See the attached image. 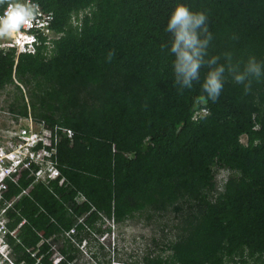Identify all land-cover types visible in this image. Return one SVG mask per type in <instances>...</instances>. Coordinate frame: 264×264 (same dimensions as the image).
<instances>
[{
	"label": "trees",
	"instance_id": "obj_1",
	"mask_svg": "<svg viewBox=\"0 0 264 264\" xmlns=\"http://www.w3.org/2000/svg\"><path fill=\"white\" fill-rule=\"evenodd\" d=\"M31 1L39 5L36 18L51 20L54 46L19 55L0 46L3 110L32 112L74 135L58 146L66 184L52 185L60 197L44 184L24 193L29 169L17 182L7 179L5 197L20 195L7 226L26 220L16 239L8 235L15 261L54 264L60 253L59 264H68L82 258L85 240L87 259L104 264L102 233L145 215L163 236L178 223L180 230L160 253L147 248L140 259L131 252V264H264V77L245 91L226 72L220 97L201 102L204 66L200 81L179 91L174 57L162 47L171 42L165 25L178 0ZM182 2L208 15L209 56L223 62L230 54L241 69L249 57L264 61V0ZM223 169L229 174L221 185ZM79 192L87 200L70 205ZM106 219L113 221L103 229ZM108 249L116 258V247Z\"/></svg>",
	"mask_w": 264,
	"mask_h": 264
},
{
	"label": "clouds",
	"instance_id": "obj_2",
	"mask_svg": "<svg viewBox=\"0 0 264 264\" xmlns=\"http://www.w3.org/2000/svg\"><path fill=\"white\" fill-rule=\"evenodd\" d=\"M34 3L38 5L37 2H32L31 0H0V5L6 4V7H4L3 11L0 12V37H12L15 33H17V35L13 37L15 39L19 36L18 39L14 41V44L9 46L16 48L17 55L26 51L34 52L36 47L40 46L41 44L48 46L49 49L53 48L54 46L52 43L54 34L51 29V20L49 21L47 17L40 18L44 23L43 28H26L31 25L32 20L39 10V5L37 8ZM165 31L171 34V42L170 44L162 45V47H167L169 52L174 57L172 61V72L174 75V84L177 86L179 91H183L186 88H192L197 81H200L201 69L204 66H208L207 73L204 75L203 80L200 81L202 94L199 97V100L201 102H215L220 97L225 84L226 72L231 74V77L235 83L244 85L245 91H248L252 78L259 79L264 77V61H258L254 57H249L244 67L241 69L238 65L231 63L230 54L224 55L223 62H221V57L218 55L209 56L208 49L213 39V33L210 31L208 15L204 11L193 10L189 5L183 3L182 0H178V2L175 4V7L169 14L167 23L165 25ZM41 37L46 39L43 41ZM29 109L31 110L30 106ZM15 115V120L10 126L7 128H0L1 137H3V134L16 135L22 128L31 131V133L37 134L40 138H45L47 134L51 133L50 145H48V149L54 152L56 160L57 154L59 153L58 146L60 145L62 139L65 136L71 140L73 139L74 131L72 129L60 124H55L54 127H51L46 123L45 120L35 118L32 112H30L28 116H21L18 114ZM197 115L198 111L196 112L195 117H197ZM0 142H2V139ZM38 142L42 141L39 140ZM34 150H40L39 146H35ZM57 167L60 171V174L57 176V178H48V181L36 182L35 175H32L33 179L31 183L24 190L29 193V191H31L37 185L44 184L48 187L50 192H53L60 197L61 194L54 191L55 187L52 185V181L57 180V185L61 187L66 184V178L64 175H62L58 163ZM72 198L73 202L70 205H75V203L82 204L85 202V200H87L86 196L80 192ZM94 210H96V207L92 205V209L89 211L88 218H91L92 211ZM99 214H101V212H99ZM7 215L10 218L6 223L10 225V220H13V218L8 210ZM85 217L86 216L79 218L80 221H84ZM111 221H113V219H106L104 225H110L109 222ZM20 223L21 222L18 223V227H21L25 222L21 225ZM111 227L112 228L110 230H106L104 233H102L100 239L102 242L107 243V240L111 238L112 244L117 242L116 246L119 247V243L122 241V239L115 240L114 235L115 233L120 234V228L116 226ZM77 229L78 228L76 227L71 228L66 233V235L70 236L74 234ZM40 234L42 233L39 232V235ZM6 244L7 245H3L4 249L12 246L10 243ZM85 244L86 243L84 240L79 245L82 252V258H80L79 261L83 262L84 264H93L86 257L87 255L84 252ZM0 251L9 252V250ZM77 260V258L73 260L68 259V261ZM108 260L107 264H131L117 258H113L112 260L108 258ZM0 264L7 263L0 259ZM22 264L26 263L22 262Z\"/></svg>",
	"mask_w": 264,
	"mask_h": 264
},
{
	"label": "built area",
	"instance_id": "obj_3",
	"mask_svg": "<svg viewBox=\"0 0 264 264\" xmlns=\"http://www.w3.org/2000/svg\"><path fill=\"white\" fill-rule=\"evenodd\" d=\"M37 8L38 5L34 3ZM39 11L37 12V14ZM36 14V15H37ZM33 27L43 28L44 23L40 17L34 19L27 29ZM71 135V134H70ZM51 133L47 134L45 138H40L37 134L31 133V131L22 128L16 135L3 134L0 142V231L6 230V222L10 218L7 215V210L13 205V203L19 199L20 195L5 197V191L8 188L7 179L11 178L17 182L25 170H31L28 177L35 175L36 182L48 181V178L54 179L60 174L57 167V160L54 156V152L48 149L50 145ZM41 140L42 142H38ZM39 146L40 150H34L35 146ZM38 166L36 170L33 169V165ZM24 193H28L24 190ZM26 220L23 219L20 223L23 224ZM7 232V230L5 231ZM5 235H3L4 237ZM0 237V249L3 248L4 238ZM41 241L40 243H43ZM63 259V255L56 254L54 258V264H59Z\"/></svg>",
	"mask_w": 264,
	"mask_h": 264
},
{
	"label": "rangeland",
	"instance_id": "obj_4",
	"mask_svg": "<svg viewBox=\"0 0 264 264\" xmlns=\"http://www.w3.org/2000/svg\"><path fill=\"white\" fill-rule=\"evenodd\" d=\"M17 33H15L13 36H16ZM0 37V46H10L11 44H14V41L18 39L14 37ZM13 89V88H11ZM7 100V94L5 92L0 93V128H7L10 126L15 118L13 115H10L8 111L3 110L4 106L8 103ZM28 100V99H26ZM7 109V108H5ZM1 133V131H0ZM245 138L243 137V140ZM0 141H1V135H0ZM229 172L228 170H221L217 175V181L222 185L225 180L227 179ZM158 220V219H156ZM152 219H147L144 215L143 217L137 216V218L132 219L128 223L124 224L122 226V229L120 231V234L115 233V240H121L119 243V247L116 246L117 242H114L112 244L111 238L107 240L108 248L116 247V253L115 257L119 260L125 261L126 263H132L135 256L130 255L131 252H138L140 259H143L142 254L144 250L149 248L148 250H153V254L160 253V246H162V242L166 240L167 238H174L172 235L173 232L180 230L179 223L176 224V229H172V231L167 227L165 228L166 236H163V231L161 230V227L152 222ZM165 221L167 224L169 223L168 220H158V223L162 225L161 223ZM176 222V221H175ZM177 223V222H176ZM106 226L104 225L102 228L104 229ZM169 227H171V223H169ZM165 237V238H164ZM108 248H104L105 252H100L99 256L104 259V264H107L108 258L111 257V254L108 255L109 252L106 250H109ZM121 248V249H118ZM111 250V249H110ZM105 253V254H104ZM165 255L167 253H164ZM114 255V253H113ZM85 260V259H84ZM98 261V260H97ZM101 263L100 261H98ZM80 263V261H79ZM103 264V263H102ZM140 264H143L142 260Z\"/></svg>",
	"mask_w": 264,
	"mask_h": 264
},
{
	"label": "bare ground",
	"instance_id": "obj_5",
	"mask_svg": "<svg viewBox=\"0 0 264 264\" xmlns=\"http://www.w3.org/2000/svg\"><path fill=\"white\" fill-rule=\"evenodd\" d=\"M19 228L20 227H18V226L14 227V228H9L7 226V223H6L7 232H5L6 230L0 231V237H3V235H5L3 237L4 238V242H1V244L7 245L6 243H10L9 240H8L9 239L8 235H10L13 239H16L18 237ZM0 250H2V249H0ZM3 250H9V252H7V251L6 252H1L0 251V259L1 260H3L4 262H7L8 264H22V262L17 263L15 261V258L13 256V254L11 253V250H12L11 246H9V248L3 249ZM68 264H84V263L83 262L79 263V260H77V261H70Z\"/></svg>",
	"mask_w": 264,
	"mask_h": 264
}]
</instances>
